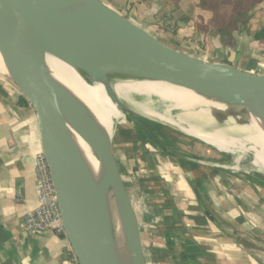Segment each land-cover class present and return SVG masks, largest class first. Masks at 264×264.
<instances>
[{"label": "crops", "instance_id": "crops-1", "mask_svg": "<svg viewBox=\"0 0 264 264\" xmlns=\"http://www.w3.org/2000/svg\"><path fill=\"white\" fill-rule=\"evenodd\" d=\"M101 1L143 29L124 10L135 15L139 9L148 21L160 12V30L169 40L163 43L186 55L213 62L230 56L197 0L190 18L185 0L179 1L185 17L172 18L173 29L163 26L171 10L161 0L160 6L153 0ZM136 1L142 3L136 7ZM261 27L264 3L254 8L245 30L232 34L229 46L233 66L264 76V40L252 37ZM20 96L0 73V264H76L65 235L21 229L22 218L37 206L34 156L41 149L35 113ZM160 140L168 151L128 126L112 138L140 223L146 264H264V174L232 170L225 153L189 136Z\"/></svg>", "mask_w": 264, "mask_h": 264}, {"label": "water", "instance_id": "water-1", "mask_svg": "<svg viewBox=\"0 0 264 264\" xmlns=\"http://www.w3.org/2000/svg\"><path fill=\"white\" fill-rule=\"evenodd\" d=\"M227 48L230 56L225 62L186 55L101 0H0V51L10 74L5 77L35 113L64 235L78 264H120L108 218L110 191L123 222L130 264H146L145 251L138 216L114 157L112 136L84 104L51 79L44 52L75 68L85 81L87 77L99 82L112 104L133 115L137 114L115 96L109 75L192 90L242 108L239 112L245 118V108L252 107L264 124V76L233 66L235 53ZM131 122L147 139L169 150L149 127ZM65 123L93 150L103 171L99 181L72 145Z\"/></svg>", "mask_w": 264, "mask_h": 264}, {"label": "bare ground", "instance_id": "bare-ground-1", "mask_svg": "<svg viewBox=\"0 0 264 264\" xmlns=\"http://www.w3.org/2000/svg\"><path fill=\"white\" fill-rule=\"evenodd\" d=\"M43 58L51 79L84 104L102 130L112 136L124 116L112 104L102 85L87 77L85 81L75 68L48 52H44ZM0 73L10 75L1 51ZM108 81L123 106L137 115L175 128L219 152L237 157L249 153L252 158L248 172L264 174V124L254 108H245V118L239 112L242 108L228 106L165 82L115 75H109ZM64 126L89 173L99 181L103 171L93 150L72 126L68 123ZM107 208L112 242L119 263L130 264L123 222L111 191L107 196Z\"/></svg>", "mask_w": 264, "mask_h": 264}, {"label": "rangeland", "instance_id": "rangeland-1", "mask_svg": "<svg viewBox=\"0 0 264 264\" xmlns=\"http://www.w3.org/2000/svg\"><path fill=\"white\" fill-rule=\"evenodd\" d=\"M179 1L180 0L173 1V2L171 1V2H169V4L165 3L166 10L167 9L171 10V12H170L171 19L164 20L163 26L168 25V27H170V29H173L172 18H174V17H176V18L185 17L184 15L180 16L181 13H180L179 7H178ZM141 3H142V1H140V2L136 1L135 6L137 7V5H139ZM153 3L155 5L160 6V0H153ZM131 4H132L131 7L134 6V3H131ZM184 6L186 9H188L185 11L186 12V18H190V16L193 15V9H192L194 6L193 0H185ZM140 7H141V5H140ZM135 13H134L135 15H130L129 10H124L125 16H127V17L131 16V18L133 17L134 19L136 18V22L142 24L144 26L145 30L148 31L150 34H152L155 38H157L158 40H160L162 42H169V40H167V38H166L167 37L166 33L160 30V19H161L160 12L157 13V15H155L154 17H151V19L149 21L144 20V19L148 18L149 16H147V15L145 16V14L139 12V9H136ZM200 13H205V12L201 11ZM198 20H199L198 21L199 23L202 22V18H199ZM120 111L122 112V114L124 116V120H123V122H121V124H119V126L116 127V129L114 130V132L112 134V138L120 126H126V127L128 126V127H132L134 129H136L132 125L131 121H133V120L139 121L140 123L149 127L159 139L163 140V139L169 138V137L182 138V136L180 135L181 132L179 130L172 128L166 124H159V123H156V122H154L148 118L127 113L124 110H120ZM139 133L141 135H143L141 132H139ZM183 135H185V134H183ZM185 136H187V135H185ZM225 155H226V159H227V165H228V167H232L231 168L232 170L237 171V172H242V171H248L251 168V166H250V160L252 158L251 154L248 153L247 155H244L242 157H237V156L231 155V154H225Z\"/></svg>", "mask_w": 264, "mask_h": 264}, {"label": "trees", "instance_id": "trees-1", "mask_svg": "<svg viewBox=\"0 0 264 264\" xmlns=\"http://www.w3.org/2000/svg\"><path fill=\"white\" fill-rule=\"evenodd\" d=\"M167 4L177 0H161ZM264 0H198L197 6L203 11L210 13L209 24H212L213 31L219 36L223 45H231L232 34L245 30L251 18L252 11ZM208 25L203 26L207 29ZM252 37L256 40H264V27L254 32ZM19 102L28 105L23 96ZM181 136H185L180 133Z\"/></svg>", "mask_w": 264, "mask_h": 264}, {"label": "built area", "instance_id": "built-area-1", "mask_svg": "<svg viewBox=\"0 0 264 264\" xmlns=\"http://www.w3.org/2000/svg\"><path fill=\"white\" fill-rule=\"evenodd\" d=\"M34 171L37 181V206L22 218L21 229L32 235L50 230L64 235L49 168L41 150L34 156ZM17 197H19V193H17ZM73 262L78 264L74 255Z\"/></svg>", "mask_w": 264, "mask_h": 264}]
</instances>
